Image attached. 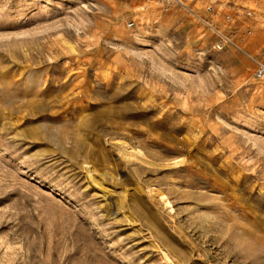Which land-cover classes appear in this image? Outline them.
<instances>
[{
  "label": "rangeland",
  "instance_id": "1",
  "mask_svg": "<svg viewBox=\"0 0 264 264\" xmlns=\"http://www.w3.org/2000/svg\"><path fill=\"white\" fill-rule=\"evenodd\" d=\"M252 59L264 0H0V264H264Z\"/></svg>",
  "mask_w": 264,
  "mask_h": 264
},
{
  "label": "built area",
  "instance_id": "2",
  "mask_svg": "<svg viewBox=\"0 0 264 264\" xmlns=\"http://www.w3.org/2000/svg\"><path fill=\"white\" fill-rule=\"evenodd\" d=\"M179 2V0H176ZM175 0H164V6L165 8H168ZM208 11H211L210 8H208ZM247 16H251L250 11L246 12ZM157 23L156 20L152 21V24L155 25ZM215 33L217 36V40L213 45V49L215 52H219L223 49L225 44L229 42V40L222 35L219 31L215 30L212 28L211 25L207 24ZM127 26L130 28L133 26V22H127ZM252 62L254 64V72H253V79L257 82H262L263 83V88H264V60H256L252 59Z\"/></svg>",
  "mask_w": 264,
  "mask_h": 264
},
{
  "label": "bare ground",
  "instance_id": "3",
  "mask_svg": "<svg viewBox=\"0 0 264 264\" xmlns=\"http://www.w3.org/2000/svg\"><path fill=\"white\" fill-rule=\"evenodd\" d=\"M229 43H230V41H229ZM240 49V48H239ZM241 50V49H240ZM120 144V143H119ZM126 145V144H125ZM128 150H131V148H127V146H126V148H124V152L127 154V155H132L131 154V152L129 151L128 152ZM123 152V153H124ZM140 153V152H139ZM129 157V156H128ZM134 157H135V155H134ZM131 158V157H130ZM129 159V158H128ZM165 203L167 204L168 202L167 201H165ZM169 259V258H168Z\"/></svg>",
  "mask_w": 264,
  "mask_h": 264
}]
</instances>
